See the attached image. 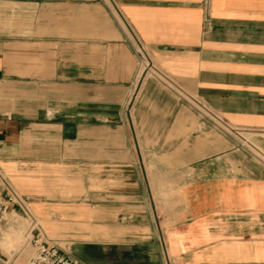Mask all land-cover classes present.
<instances>
[{
  "label": "crops",
  "instance_id": "0c3cea01",
  "mask_svg": "<svg viewBox=\"0 0 264 264\" xmlns=\"http://www.w3.org/2000/svg\"><path fill=\"white\" fill-rule=\"evenodd\" d=\"M12 184L82 264H264V0H0Z\"/></svg>",
  "mask_w": 264,
  "mask_h": 264
},
{
  "label": "rangeland",
  "instance_id": "374dc122",
  "mask_svg": "<svg viewBox=\"0 0 264 264\" xmlns=\"http://www.w3.org/2000/svg\"><path fill=\"white\" fill-rule=\"evenodd\" d=\"M141 62H142L141 69L145 68L144 72H141V77L144 78L146 74L154 73L153 70L148 72L150 67L147 62V57L141 56ZM143 78H141V80ZM192 104L194 105L195 109L198 110V112L202 113L204 116L209 118L213 123L219 126V128L222 129V131H226V132L233 131L231 126H229L225 120H223L222 118L216 115H213L204 105L197 103L195 101H192ZM237 132H240L237 133V135L240 138H242L244 141L250 144L248 139L244 138L245 135L243 131L237 130ZM251 146L255 150V153L260 156V153L259 151H257L256 147H254L253 145ZM101 169L102 168L100 167L92 168L89 174L90 177L86 178L87 181H89L87 186L91 187V190L100 189V185L97 182L98 181L97 178H99V176H101L102 174ZM118 175H119V170L112 171L111 176L116 177ZM78 180H81V176L80 177L77 176L76 181L78 182ZM49 183H52V181ZM8 187L9 188L8 189L6 188L4 191L5 194L9 193V191L14 192L17 195H21L23 193L22 191L23 188L20 185L15 184L13 186L12 184L11 187L10 185H8ZM114 187H116V184L110 183L107 185V188H114ZM23 197L25 198V196ZM36 222H37L36 218L32 215V213L29 212V210H28V214H26L17 204L11 207V210L6 215L5 224H4L6 226H4L3 232L0 236V246H1L0 252L2 253L5 261H8L6 264H27L29 258H31L34 255L35 246L33 240L38 238H43L36 230L31 232L33 227H35ZM5 233H10L11 236H9V239L13 240L14 242L12 246H9L7 248L3 247L1 244L2 240L5 237ZM43 239H53L55 242H57V244L59 243L55 238H53L50 235H47V238H43Z\"/></svg>",
  "mask_w": 264,
  "mask_h": 264
},
{
  "label": "built area",
  "instance_id": "2783aa9c",
  "mask_svg": "<svg viewBox=\"0 0 264 264\" xmlns=\"http://www.w3.org/2000/svg\"><path fill=\"white\" fill-rule=\"evenodd\" d=\"M143 50V49H142ZM21 202L18 195L14 192L3 196L0 194V236L3 232L6 215L11 207ZM35 246L34 255L29 258L27 264H82L71 255L62 251L57 242L52 239L38 238L33 240ZM0 252V264H6Z\"/></svg>",
  "mask_w": 264,
  "mask_h": 264
}]
</instances>
